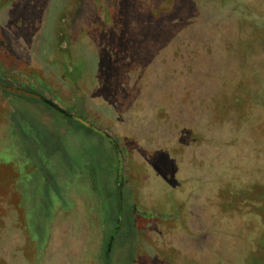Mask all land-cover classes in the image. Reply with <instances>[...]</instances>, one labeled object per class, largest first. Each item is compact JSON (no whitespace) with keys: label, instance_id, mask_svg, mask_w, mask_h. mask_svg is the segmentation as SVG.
<instances>
[{"label":"rangeland","instance_id":"obj_1","mask_svg":"<svg viewBox=\"0 0 264 264\" xmlns=\"http://www.w3.org/2000/svg\"><path fill=\"white\" fill-rule=\"evenodd\" d=\"M0 65V88L34 84L117 142L135 264H264V0H0ZM15 106L73 159L110 156L1 90L0 151ZM12 133L0 153V264H99L107 160L94 186L56 153L53 181Z\"/></svg>","mask_w":264,"mask_h":264},{"label":"trees","instance_id":"obj_2","mask_svg":"<svg viewBox=\"0 0 264 264\" xmlns=\"http://www.w3.org/2000/svg\"><path fill=\"white\" fill-rule=\"evenodd\" d=\"M5 71L6 70L0 65V79H5ZM36 83H38L39 86H42L45 90H49V88L43 85L41 81L37 80ZM1 85L3 84L0 82V86ZM14 88L21 90L24 93H12L3 88H0V90L3 95L7 97L19 98L26 100L29 103L39 105L51 115L58 116V118L69 122L72 125V130H68V132L75 135L77 141L82 139L94 140L95 142L102 144L106 148L105 152L108 150L110 156L106 152L107 154H104V159H99V156L95 157L96 160H94V158L90 159V157L86 154L83 157H75L73 159L65 148V140L60 139L53 133L47 131L43 124L39 122L34 115H32L29 111L17 106H15V110L11 113L12 123H14V126L9 128L6 140H3L4 147L0 153L4 154L8 151L9 144L6 145V142H12L14 138L12 130L14 129L15 132L20 134V138L26 142L27 146H25V151H27L29 154V158L31 159L33 167L35 166L34 168H36V170L39 169L43 174H45V176L50 177L54 181L52 177L53 172L49 170V162L56 153H59L66 164H72L71 162L73 160L74 164L84 174L82 176H84L92 185L96 179V170L98 172L101 162L107 160V163L109 162L108 164L106 163L107 169H102H105L103 172L110 180L113 188V191L106 195L109 197L111 203L109 209L106 211L108 216L107 220H109V229L107 231L109 232V239H107L106 242H103L101 252L98 257V263L135 264L136 230L133 227L132 219L134 218V211H137L135 208L133 209L131 207V203L125 202V197H129V195L126 194V191L123 188L126 176L124 171L121 170V158L117 142L93 128V124H88L85 123L84 120L73 118L64 113L63 110L59 109L58 107L55 108L56 106L50 103L43 95H41L40 91L34 84H30L29 86L18 84ZM25 93H29L30 95L26 96ZM82 146L85 148V143L82 144ZM101 157H103V154ZM35 161L36 165H34ZM94 161L95 163L98 162L97 169H95L96 164ZM53 181L51 182L54 183ZM54 185L56 184L54 183ZM262 191H264V187L262 188ZM118 192H120L121 200L123 201L122 205H120L121 207L119 206L117 199ZM257 198L263 199L264 193L258 195ZM108 243L111 245L110 249H108ZM128 258L129 260H126Z\"/></svg>","mask_w":264,"mask_h":264},{"label":"water","instance_id":"obj_3","mask_svg":"<svg viewBox=\"0 0 264 264\" xmlns=\"http://www.w3.org/2000/svg\"><path fill=\"white\" fill-rule=\"evenodd\" d=\"M8 91H10V92H13V93H19V94H23L24 92L23 91H21V90H18V89H11V88H8L7 89ZM25 95L26 96H29L30 94L29 93H25ZM35 97H37V96H35ZM55 107V106H54ZM55 108H57V107H55ZM120 202H121V196H120V192H118V203H119V206H120ZM110 244L108 245V249H110Z\"/></svg>","mask_w":264,"mask_h":264}]
</instances>
